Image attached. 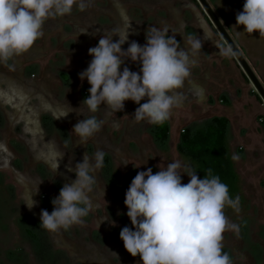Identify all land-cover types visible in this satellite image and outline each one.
Segmentation results:
<instances>
[{
  "label": "flooded vegetation",
  "instance_id": "obj_1",
  "mask_svg": "<svg viewBox=\"0 0 264 264\" xmlns=\"http://www.w3.org/2000/svg\"><path fill=\"white\" fill-rule=\"evenodd\" d=\"M95 1L99 10L98 33L93 47L97 45L101 35H115L114 29L122 28L126 22L131 24L129 42L136 41L141 46L145 44V33L151 27L168 29L169 35H176L175 39L181 47H186L184 37L188 35L201 38L203 46L201 51L193 57L195 63L191 66L190 76L204 88L205 94L199 95V98L204 96L206 101L202 103L196 96L187 94L189 92L185 89L186 80L184 86L178 90L182 101L178 107L174 108L175 110L173 109V117L171 116L166 122L167 138L161 142L155 136L156 125L146 120L140 122L134 120L133 114L139 105L132 101H126L124 110L115 114L103 105L94 114L88 112L81 103L88 96L89 85L86 79L80 81L76 100L80 103L83 119L95 115L104 123L101 131L87 143L78 144V138L73 139L71 131L58 125L49 115L42 116L40 122L44 136L54 141L59 151L64 153L56 173L49 165L35 159V152L29 149L30 143L26 140L30 136L23 133V125L11 127L0 106V142L5 139L7 141L5 144L11 153L7 155L1 152L2 157H7L8 160L7 166L0 169V186L6 188V195L10 199L13 197V187L20 192L17 198L19 204H16L15 200L13 203V200L8 198L12 203H8L9 207H2L1 210V216H8L12 221L14 229L11 228V231L17 233L12 241H15L16 245L8 250L5 249L13 259V264H140L139 256L131 257L119 239V233L123 227H132L126 215L124 198L137 172L151 168L155 173L159 168L178 161L177 159L182 157L177 150L180 134L185 128L199 127L213 117L221 116L219 113L221 107L225 105L226 94L237 95L233 107L238 112L247 102L257 100L263 105L255 86L248 80L247 74L236 57L219 55V49L216 47V45L226 47L231 44L258 84L264 89L262 82L264 77L260 71L261 61L254 65L255 60H260L257 55L264 54L256 50H253L255 54L251 53L248 43L245 44L241 40L244 36L249 37L254 40L255 47L260 46L259 33L238 36L231 26V22H236L234 21L237 14L236 8L242 11L244 0H236L235 4L231 0H220V3L219 0H148L151 2L148 5H145L147 0H127L129 5L123 4V0ZM142 2L144 5L141 4ZM230 8L234 15L233 19L229 17ZM214 20L222 32L218 30ZM241 30L243 33L244 30ZM105 31L108 33L105 34ZM203 38L209 40H203ZM112 39L115 42L118 37L113 36ZM128 46V43H125L122 49L126 50ZM12 59L0 62V74L4 76L2 89L9 98L14 97L12 89L15 87L10 78L15 69ZM62 62L57 51L52 54L48 62L53 67L55 75L49 90L54 99L60 102H64L60 92L69 84ZM33 64L37 63H26L23 70L26 77L34 81L23 84L32 89L34 96H38L40 87L48 85V81L31 71V68L35 66ZM125 66L134 72H138L140 67L138 63H132L130 60L125 61L122 69ZM30 100L36 105V98ZM145 102L146 100L141 101V103ZM205 105L210 107L209 110H205ZM228 120L230 128L231 120L229 118ZM250 125H255L253 119ZM97 150L103 151L105 155L103 166L96 169L94 173L96 183L90 194L94 209L83 219L82 224L68 230L61 229L56 233H49L40 228L41 210L45 209L51 213L53 210L51 200L58 196L65 183L75 179L74 172L68 169L74 168L81 162L84 154L94 160ZM167 152H170L174 160L167 159L165 155ZM5 171L12 177V185L5 182L3 177ZM18 175L24 178H19ZM187 178V175H182V183L186 184ZM37 186L38 193L33 196V199L38 203L36 207L29 210L24 205L25 193L28 190L34 193ZM247 221L243 219L238 223L240 225L238 235L231 231L223 234V251L229 254L233 264H264V246L262 242L250 237L253 228ZM4 227L5 225H1V228ZM26 251L32 254L34 261L30 262L29 256L26 261L24 260L22 254Z\"/></svg>",
  "mask_w": 264,
  "mask_h": 264
},
{
  "label": "clouds",
  "instance_id": "obj_2",
  "mask_svg": "<svg viewBox=\"0 0 264 264\" xmlns=\"http://www.w3.org/2000/svg\"><path fill=\"white\" fill-rule=\"evenodd\" d=\"M76 4L77 0H0V62L28 52L43 36L45 22L71 13ZM79 7L82 10L85 5L81 3ZM235 21L234 28L242 26L244 30L236 31L238 36L259 33L264 37V0H244ZM130 27L126 22L122 28L114 29L115 35H101L97 45L88 50L92 59L86 70L78 74L89 85L88 96L81 104L93 114L101 105L115 114L124 110L126 101H132L139 105L133 114L135 121L162 125L182 101L178 90L189 78L193 57L201 51L203 42L196 35H188L184 37L186 47H181L168 29L151 27L141 46L136 41L129 42ZM113 36L118 37L115 42ZM125 43L129 46L123 50ZM216 47L219 55H236L230 45ZM126 60L138 63L139 71L127 66L122 69ZM142 100L146 102L141 103ZM78 110L67 104L51 111L54 120H59ZM103 123L95 115L78 121L72 129L78 144L87 143L101 131ZM28 132L33 138L35 159L56 173L64 153L54 141L45 142L38 126ZM0 152L11 155L3 142ZM104 155L97 150L93 160L84 154L81 162L68 169L74 172L75 179L65 183L51 200V213L41 210L40 228L56 233L83 223L94 209L90 194L96 183L94 173L103 166ZM182 175L189 178L186 184L182 183ZM37 193L38 186L34 193H25L24 205L29 210L37 206L33 199ZM124 206L132 227H123L119 239L131 257L139 256L140 264H233L223 251V234L231 231L238 235L240 225L228 219L225 209L238 213L240 197L233 199L228 185L211 169L200 178L191 166L174 161L155 173L151 168L137 172L125 193Z\"/></svg>",
  "mask_w": 264,
  "mask_h": 264
},
{
  "label": "crops",
  "instance_id": "obj_3",
  "mask_svg": "<svg viewBox=\"0 0 264 264\" xmlns=\"http://www.w3.org/2000/svg\"><path fill=\"white\" fill-rule=\"evenodd\" d=\"M81 3L85 5L82 10L79 7V4ZM98 10V5L95 0H77V4L73 6L71 13L51 18L45 22L43 25V36L34 43L28 52L18 57H13L12 59L13 67L15 68L12 72L13 75L10 76L12 82L15 84V87H13L14 89H12L14 95L13 98H9L2 89V80L4 79V76L0 74V106L3 114L11 124V127L20 124L23 125V133L30 136L26 140L30 143L29 149L31 150L33 138L29 134L28 129L37 126L42 129L40 122L42 116L49 115V117L54 119L51 110H55L60 106L66 107L67 104L76 110L80 108V103H77L76 100V97H78V86L81 81L78 74L86 70L92 59V57L88 55V50L93 47V43L97 37ZM104 33L107 34L108 32L105 31ZM55 45L58 47H55ZM55 51L59 52V55L63 60L62 63L65 66L64 74L69 81L66 88L60 92L64 102L55 100L51 95V90H49V85L54 81L55 75L53 67L49 65L48 62ZM30 62L37 63L33 64L35 66L31 68V71L36 73L38 77H44L48 81V85L40 87L41 91L38 96H34L32 94V89L23 84L26 82L33 83L34 81V79L27 78L25 71L23 70L24 65ZM35 81L37 82L39 80ZM185 89L189 92L187 94L193 97L196 96L199 101L205 103L206 100L204 96L201 99L199 98V95L205 94L204 88L200 86L197 80L191 78V76L187 79ZM236 96L233 94H226L225 105L221 107V111L224 112L233 108L237 99ZM31 98L37 99L36 105L31 102ZM256 103L261 108V113L259 115H263L264 106L257 101ZM250 104L251 102H247L245 106L250 108ZM209 108L210 107L205 105L206 111L209 110ZM248 111L250 110L248 109ZM248 111H246V113L243 112V117L241 118L242 123H240V130H242L241 128L245 129L244 136L252 133L250 123L252 122L253 117H251L252 114H249ZM176 118L177 117L175 116V119ZM80 120H83L81 108L78 111L69 113L66 118H61L55 121L58 125L63 126L72 132L74 125ZM43 137L45 142L51 140L46 139L44 133ZM240 138L232 137L230 141H228L227 136V146L230 158L235 154L243 156L251 150L241 148V152L237 153L239 146L244 147L243 143L239 141ZM73 139L77 140V137H75L74 134Z\"/></svg>",
  "mask_w": 264,
  "mask_h": 264
},
{
  "label": "rangeland",
  "instance_id": "obj_4",
  "mask_svg": "<svg viewBox=\"0 0 264 264\" xmlns=\"http://www.w3.org/2000/svg\"><path fill=\"white\" fill-rule=\"evenodd\" d=\"M231 1H233L232 3L235 4L236 0H231ZM122 3L127 5L128 1L123 0ZM141 4L144 5L143 2ZM146 4L147 5L151 4V2L147 0V3H145V5ZM230 9H231L230 10L231 13H229L230 14L229 17L230 19H233L234 15L232 14V8ZM236 11L237 13H239L240 9L236 8ZM235 24L236 22H231L232 29L235 31V33L236 31L242 32L241 30L243 29L242 26L236 27L235 29L234 28ZM241 40H243L245 44L248 43V48L252 50L251 53L255 54L253 50H256V52H261L264 54V37H260L259 39L260 46L257 44L258 46L256 47L255 44L253 43L254 40H251V38L249 37L244 36L243 39ZM260 48L262 51L260 50ZM257 56L259 57L260 60H255V64L254 63L253 64L257 65V62L261 61L260 71L262 76L264 77V55H257ZM262 82L264 83V81ZM248 109L250 111H248ZM246 111H248L249 114H252L251 117H253V121L255 125L250 127L252 133L247 136H244L245 129L241 128L242 130H240V125H241L240 123H242L241 118L243 117V112L246 113ZM237 112L238 110H236V108L233 107L224 112L220 111L219 113L231 120V127L229 128L228 141H230L232 137H237V138L241 137L239 141L243 143L244 147L239 146L237 153L241 152L240 151L242 150L241 148H245L247 150L251 149V150L248 153L244 154L243 156L235 154L234 156L231 157L233 170L236 174V183H235V192L230 196L233 199H235L236 196L240 197V211L237 213L231 208H226L225 213L228 219L233 223L238 224L243 219H245L246 221L248 220L247 221V223H249L248 225H252L253 228V233H251L250 237L254 240H258L262 242V245L264 246V128L261 126L259 122V116H260L259 114L261 113V108L258 106L256 102H251L250 108H247V106L243 105L242 109L238 113ZM2 142L5 143L7 141L3 139ZM165 155L169 161L172 159L170 152L165 153ZM7 160L8 158L2 157L0 152V169L3 166H5V161ZM177 160L180 161L182 165H188L193 168V164L189 159L182 156L179 157ZM18 176L19 178H24L23 176L22 177L20 175ZM3 177L7 184L12 185L11 184L12 177L9 175V173L5 171ZM5 190L6 188H2L0 186V264H13L12 263L13 259L9 254H7L6 251L8 250V248H11L14 245H16L14 243L15 241L14 242L12 241L14 240V237L16 236L17 233H13L11 231V228L14 229L12 221L10 217L8 218V216L7 217L3 215L1 216V212H2L1 210L2 207L5 208L9 207L8 203H12L10 200H13V203L15 200V203L19 204L17 198H18V193L20 192L18 191V189L13 187V197H11L10 199L6 195ZM1 225H5V227L1 228ZM27 251L22 254L24 260L26 261L29 256L30 262L34 261L32 260L33 259L32 254H30Z\"/></svg>",
  "mask_w": 264,
  "mask_h": 264
},
{
  "label": "trees",
  "instance_id": "obj_5",
  "mask_svg": "<svg viewBox=\"0 0 264 264\" xmlns=\"http://www.w3.org/2000/svg\"><path fill=\"white\" fill-rule=\"evenodd\" d=\"M259 120L264 128V115H260ZM228 131V118L213 117L202 126L185 128L180 134L177 150L192 162L200 178L211 169L213 175L219 176L221 182L228 185L229 194L232 195L235 192L236 174L227 146ZM167 132L166 122L156 125L157 140L165 141Z\"/></svg>",
  "mask_w": 264,
  "mask_h": 264
},
{
  "label": "water",
  "instance_id": "obj_6",
  "mask_svg": "<svg viewBox=\"0 0 264 264\" xmlns=\"http://www.w3.org/2000/svg\"><path fill=\"white\" fill-rule=\"evenodd\" d=\"M215 21V20H214ZM218 30L220 32H222V30L220 29V27L218 26L217 22L215 21ZM223 34V33H222ZM224 35V34H223ZM234 52L236 53L235 57L236 59L239 61L240 65L242 66V68L244 69L245 73L247 74V78L248 80L255 86V89L257 91L258 96L260 97L263 105H264V89L260 86V84H258V81L256 80V78L252 75V73L249 71L248 67L246 66L245 62L243 61L242 57L239 55V53L236 51V49L229 44Z\"/></svg>",
  "mask_w": 264,
  "mask_h": 264
}]
</instances>
